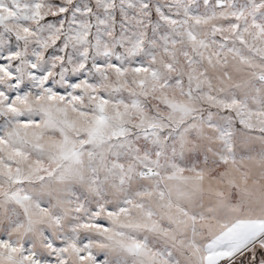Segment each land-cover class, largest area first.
I'll return each mask as SVG.
<instances>
[{
  "label": "snow or ice",
  "instance_id": "1",
  "mask_svg": "<svg viewBox=\"0 0 264 264\" xmlns=\"http://www.w3.org/2000/svg\"><path fill=\"white\" fill-rule=\"evenodd\" d=\"M0 264H264V0H0Z\"/></svg>",
  "mask_w": 264,
  "mask_h": 264
}]
</instances>
